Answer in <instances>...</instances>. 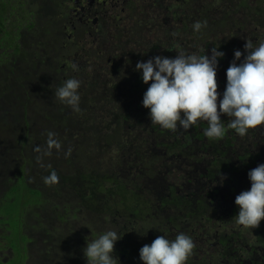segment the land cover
<instances>
[{"label":"flooded vegetation","instance_id":"flooded-vegetation-1","mask_svg":"<svg viewBox=\"0 0 264 264\" xmlns=\"http://www.w3.org/2000/svg\"><path fill=\"white\" fill-rule=\"evenodd\" d=\"M2 1L0 264H87V242L108 230L121 236L116 264H143V245L181 232L195 244L186 264H264V219L252 230L234 222L235 197L251 186L248 171L264 163V125L243 137L229 129L219 140L204 136V121L176 131L152 125L142 105L148 84L135 70L156 55H210L217 47L225 53L216 77L222 93L234 51L246 55L247 40L264 41V0H19L28 19L15 25L16 52L14 15ZM197 21L206 23L199 32ZM69 78L81 81L80 111L69 106L57 119L55 108L65 104L55 92ZM12 80L26 103H37L35 136L23 101L10 132ZM73 116L84 127L70 132ZM100 122L110 131L98 144L100 135L89 132ZM49 133L62 147L49 148ZM90 138L97 144L91 151L107 153V161L91 159ZM53 171L57 180L46 183Z\"/></svg>","mask_w":264,"mask_h":264},{"label":"clouds","instance_id":"clouds-1","mask_svg":"<svg viewBox=\"0 0 264 264\" xmlns=\"http://www.w3.org/2000/svg\"><path fill=\"white\" fill-rule=\"evenodd\" d=\"M202 27H206V23L193 24L195 32ZM244 49L246 55L240 50L234 51L222 93L217 90L216 77L219 58L225 53L217 47L211 49L210 55L205 51L202 55L178 52L174 58L157 55L138 61L135 70L140 73L142 82L148 84L142 105L150 110L152 125L176 131L178 128L188 130L204 121L208 125L204 136L211 140L222 139L229 129L243 137L250 129L264 125V41L257 45L247 40ZM77 67L72 65L73 70ZM80 86V80L69 78L56 90L55 96L62 104L79 112ZM222 115L229 118L227 125ZM53 136L49 133L48 146L59 149L60 144ZM247 176L251 186L235 197L238 213L234 222L252 230L264 219V163L249 170ZM56 180L54 171L45 178L46 183ZM120 238L116 231L108 230L88 241L83 249L87 264H116L114 245ZM194 248L192 237L183 232L171 240L161 235L139 249V259L143 264H186Z\"/></svg>","mask_w":264,"mask_h":264},{"label":"rangeland","instance_id":"rangeland-1","mask_svg":"<svg viewBox=\"0 0 264 264\" xmlns=\"http://www.w3.org/2000/svg\"><path fill=\"white\" fill-rule=\"evenodd\" d=\"M157 56V55H156ZM13 59V57L11 56L10 57V60H12ZM18 60V59H17ZM17 60L16 61H14V63H15V65L17 64ZM70 70H66V74L69 72ZM18 73H19V71H18ZM15 81V80H14ZM22 85H24V84H22ZM82 85V84H81ZM88 87L87 88H91V87H94V84L91 86L90 84H86ZM25 86H26V88L28 89H30L31 90V88L33 89V93H35V91H36V93L39 91V89H35L36 88V86H35V84H31V88H30V85L29 84H25ZM22 90H23V88H21V90H20V84H14V82H13V80L11 81V84H10V90H9V97H8V99H7V102H8V105H9V107H10V109H11V123H10V132L11 133H15L16 131H17V129H18V124L21 122L20 121V119H18L17 118V115H16V113L15 112H20L21 111V106H20V102L21 101H23V103H25V106H26V110H27V112L29 113V115H30V117L28 118V120H31V122L33 121H35L36 123H35V129H31L30 128V130H31V134L33 135V136H35L36 134H37V132H38V129H39V123H40V121H38V120H36V118L34 117V115L32 114L33 112H34V109L36 108V105H37V103H36V101L34 100V99H30L31 101H32V103H26L25 102V100L23 99L24 98V95L22 94ZM41 94V91L39 92V95ZM97 94V93H96ZM124 102L125 103H123L122 105L125 107V106H128L129 107V105H128V103L124 100ZM1 103L2 104H4L5 105V101L4 102H2L1 101ZM40 106V105H39ZM69 109V106H67V105H65L64 107H56L55 108V112H54V115L55 114H57V113H59L58 115H57V119H59V117L60 116H63V115H65V114H67V112L68 111H66V110H68ZM40 111H42L43 112V110H40ZM78 117V116H77ZM77 117H75V116H73V118L72 119H70L72 122H71V124L68 126V128H69V130H70V132H72V130H73V126L74 127H77V128H83L84 127V122L82 121V120H80V119H78ZM58 121H59V123H60V120H57L55 123H57L56 125H58ZM91 122H92V124L94 125V127L96 128V126H95V123H94V121H93V118L91 119ZM74 123H76V124H74ZM100 124H101V126H100V128L101 129H98V131H99V133H98V131L97 130H93V131H91V132H89V133H93V132H95L97 135H100V141L98 142V144L99 143H102V142H104V137H105V135L110 131V128H109V126H107V128L105 129V128H103V126H102V122H100ZM85 125H86V127L88 128V126H89V123H85ZM31 126V125H30ZM64 127H66V126H63V127H61V130L64 128ZM111 127V126H110ZM97 129V128H96ZM19 131L23 134V132H22V129H21V127L19 128ZM66 135V134H65ZM55 137H56V135H55ZM58 142V141H57ZM94 142V139L93 138H90L89 140H88V143L90 144V152H89V155H90V157H91V159H93L95 162H97V163H103V162H105V161H107V159L109 158V156H108V154L106 153V154H94V151H91V149L93 148V146L94 145H97V144H94L93 143ZM59 143V142H58ZM60 144V146L62 147V144H61V142L59 143ZM49 152V151H48Z\"/></svg>","mask_w":264,"mask_h":264},{"label":"trees","instance_id":"trees-1","mask_svg":"<svg viewBox=\"0 0 264 264\" xmlns=\"http://www.w3.org/2000/svg\"><path fill=\"white\" fill-rule=\"evenodd\" d=\"M2 6L0 7V15L3 14V5L5 2H1ZM21 3V6L19 4V0H9V10H10V13H11V39L9 38V41L12 45V48L15 49V52L16 50L18 49V46H19V43H18V34H17V31L15 30V25H19L20 28L22 27L21 24L24 23L27 19H28V7H23L22 6V2ZM18 13L21 14V17H18ZM2 16H0V19H1ZM4 27V23L0 24V29H3ZM18 27V26H17ZM0 41L3 43L1 44V47H3L4 45V37H0Z\"/></svg>","mask_w":264,"mask_h":264}]
</instances>
